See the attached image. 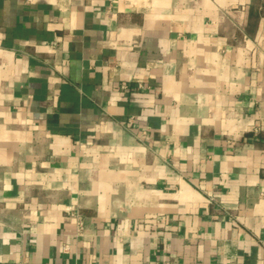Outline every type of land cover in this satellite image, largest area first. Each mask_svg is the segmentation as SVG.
Segmentation results:
<instances>
[{
	"label": "crops",
	"instance_id": "crops-1",
	"mask_svg": "<svg viewBox=\"0 0 264 264\" xmlns=\"http://www.w3.org/2000/svg\"><path fill=\"white\" fill-rule=\"evenodd\" d=\"M264 264V0H0V264Z\"/></svg>",
	"mask_w": 264,
	"mask_h": 264
},
{
	"label": "built area",
	"instance_id": "built-area-1",
	"mask_svg": "<svg viewBox=\"0 0 264 264\" xmlns=\"http://www.w3.org/2000/svg\"><path fill=\"white\" fill-rule=\"evenodd\" d=\"M75 264H77V263H75Z\"/></svg>",
	"mask_w": 264,
	"mask_h": 264
}]
</instances>
